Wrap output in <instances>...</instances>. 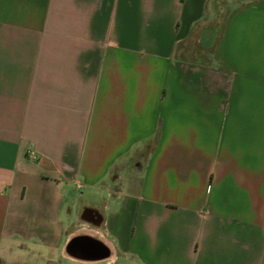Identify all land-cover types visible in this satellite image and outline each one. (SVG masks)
<instances>
[{"label":"crops","instance_id":"crops-1","mask_svg":"<svg viewBox=\"0 0 264 264\" xmlns=\"http://www.w3.org/2000/svg\"><path fill=\"white\" fill-rule=\"evenodd\" d=\"M0 264H264V0H0Z\"/></svg>","mask_w":264,"mask_h":264},{"label":"built area","instance_id":"built-area-1","mask_svg":"<svg viewBox=\"0 0 264 264\" xmlns=\"http://www.w3.org/2000/svg\"><path fill=\"white\" fill-rule=\"evenodd\" d=\"M36 158V157H35Z\"/></svg>","mask_w":264,"mask_h":264}]
</instances>
